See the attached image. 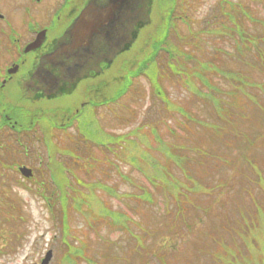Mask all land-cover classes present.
Here are the masks:
<instances>
[{
    "label": "rangeland",
    "instance_id": "obj_1",
    "mask_svg": "<svg viewBox=\"0 0 264 264\" xmlns=\"http://www.w3.org/2000/svg\"><path fill=\"white\" fill-rule=\"evenodd\" d=\"M175 1L172 24L165 8L163 20L164 0L154 5L151 25L154 30L161 29L156 44L150 46L154 38L151 32H145L142 55L126 53L118 57L112 68L97 79L107 84L104 89L97 86L94 98L100 102L93 101L81 111V121H89L93 128L85 134L88 142L79 136L76 124L66 131L45 133L53 126L48 120L42 121V129L40 125L33 127L29 140L0 131V144L6 151L10 146L16 149L9 159L5 149L0 148V264H40L49 251V264H61L60 259L67 255L60 242L63 216L59 203L62 205L64 198L66 241L74 248H89L86 256L93 257L95 264H161L158 255L167 264H264V90L259 89L264 87V66L254 54L256 48L245 52V58H233L231 55L237 52L235 39H228L222 31L218 36L215 32L207 34L208 29L227 23V18L219 23L212 21L219 0ZM229 1L240 5L235 6L236 13L243 11L252 20L238 19L241 29L255 42H262L264 0ZM171 25L167 47L193 54L198 63L218 70L236 71L243 78L246 93L241 87L233 93L236 88L230 82L208 72L205 78L214 87L203 89L208 94L202 97L192 94L201 88L195 74L191 77L190 71L197 70L192 60L183 62L186 56L175 53L171 62L169 50L168 56L163 52L157 57L151 55L153 49L160 48ZM202 30L206 34L200 35L202 40L194 50L196 43L192 45L189 34ZM140 48L136 44L131 51ZM127 59L134 63V71H124L123 60ZM0 62L8 64L9 60ZM137 75L140 79L134 78ZM156 82L167 104L156 98ZM88 83L83 82L69 96L37 106L48 111L76 108L85 99ZM212 94L229 109L222 115L223 122L216 119L217 113L208 103L200 101L215 103L209 96ZM249 97L255 98L256 104ZM177 110L186 112L185 119L189 120L190 115L191 120L185 121ZM63 121L59 115L55 122ZM204 122L220 126L219 136L211 127L202 126ZM152 134L164 141L166 153L156 150ZM14 139L22 145L13 144ZM174 149H178L176 155ZM150 155L175 182L185 184L186 176H191L211 194H191L189 202H184L185 211L177 214L175 205L170 204L172 200L166 202V194L141 173L146 161H152ZM179 160L184 162L182 168L174 164ZM11 161L32 168L34 177L22 178L11 169ZM51 177L58 178L57 184H51ZM55 185L60 188V197L53 189ZM145 191L151 195V203L140 200ZM42 194L54 199V217ZM88 197L94 200L92 206L88 205ZM75 200L81 202L80 208H73ZM16 204L21 206L19 211ZM100 208L109 215L121 212L128 217L129 232L110 224L109 216L99 214ZM135 237L141 242V251ZM70 263L87 264L77 259Z\"/></svg>",
    "mask_w": 264,
    "mask_h": 264
},
{
    "label": "flooded vegetation",
    "instance_id": "obj_2",
    "mask_svg": "<svg viewBox=\"0 0 264 264\" xmlns=\"http://www.w3.org/2000/svg\"><path fill=\"white\" fill-rule=\"evenodd\" d=\"M155 3L0 0V59L9 60L0 62L3 127H16L21 106L66 97L106 72L136 42Z\"/></svg>",
    "mask_w": 264,
    "mask_h": 264
},
{
    "label": "trees",
    "instance_id": "obj_3",
    "mask_svg": "<svg viewBox=\"0 0 264 264\" xmlns=\"http://www.w3.org/2000/svg\"><path fill=\"white\" fill-rule=\"evenodd\" d=\"M226 1L227 0H221L220 5H219V10L220 11H222V9L224 10V15L230 21V24H232L231 18H233L235 16L238 17L239 14L243 18L247 17V15L244 14L243 12L238 11L236 13V11L234 10L235 6L231 5V4H229L230 9H228L226 11L225 8H223L224 3ZM230 11H233V13H231ZM225 24H228V21H227V23H224V25H222L221 30H222V32L225 33V36L228 39H231V40L235 39V41H234L235 42V48H236V51L240 54V56H241V52L243 50L248 52V51H252L253 48H256L254 54L258 55L260 65L264 66V51L262 50V48H264L263 47L264 40L262 42L261 41L255 42L254 37H247L248 35L242 29L239 30L236 25H234V27H232V26L225 25ZM225 29L227 31H225ZM231 32H233V35ZM242 42H244V46L239 47L238 44H240ZM191 56L193 57L192 58L193 60L195 59L194 60L195 63L193 64V66L196 68L199 63H197L195 56H193V55H191ZM242 58H245V56ZM215 70L216 69H214V67H212L211 65L203 63V64L198 65L197 70H194L193 72H191V77L193 74H195V76L198 79H200L201 77H205L206 73H208V72H210L209 75L213 74ZM204 72H206V73H204ZM242 79H243L242 76H240L238 83H237V87H241V92L245 93V86H244V82L242 81ZM259 89L264 90V87H259ZM261 94L264 95V92H262ZM252 102H254L256 104L255 98H252ZM216 110L219 114L218 115L219 117H216V119L223 122L224 118H222V115H224V113L229 111V109L225 105V106H221L219 108H216ZM177 111L181 113L183 118H185L184 115L186 113L182 112L181 110H177ZM186 121H190V116H189V120L186 119ZM225 123H229V122L226 121ZM202 126H205L206 128H207V126L211 127L212 130H214V132H215L213 134H215L217 137L219 136L220 126H217V124L214 125L211 123L204 122L202 124ZM156 141L158 142V148L157 149L159 151H161L163 154L166 153L167 147H166L165 143H163L162 140L159 138H156ZM176 150H178V149H176ZM176 150L174 149L173 153L176 152ZM174 163L179 168H182L184 165V162L182 160H179L178 162L176 161ZM56 181H57V179H56ZM189 182L191 185L188 184ZM158 184H159V186H157ZM155 186H156V189H159L160 191H162L163 194H166V197H165L166 202H168L169 198L172 200V202L170 204L175 205L177 214H181L185 211L187 204H185L184 202H189V197L191 194H193V193L195 195H200L201 193H204L206 195L211 194V193L208 194V192L204 189V187L202 185H200L198 183V181L192 179L191 176H186V183L185 184L181 183L180 181L175 182V181L168 180V173H167L165 167H163L161 169H156V185ZM140 200L144 203H151V201H152L151 195L147 191H145L143 193V195L140 196ZM92 201H94V200L91 197L87 198V202H88L89 206H92L91 205ZM80 205H81V202L76 203L77 207H80ZM16 210L19 211V208L16 207ZM204 212H206L205 209H204ZM66 213H67V208L63 207V210L60 213V216H63V223H60L61 224V231L63 232V240H61V244L64 246V248L66 250L65 252H67V255H64L60 259V262H61V264H72V263H70V261L73 262L74 260L77 259V260H83L86 263L90 264L91 261L86 256V252L89 251V248L88 249L83 248V247L80 249H78V247L74 248L72 245H70L66 241V236H67V231H68ZM99 214L105 218L107 216H109L110 224H112L113 226H120L124 229L127 227V223L129 222V218L126 217L121 212H119L115 215L114 214L109 215L108 212H106L105 210L100 208ZM235 242H237V241H235ZM160 261L162 264H166V261H165L163 256H161Z\"/></svg>",
    "mask_w": 264,
    "mask_h": 264
},
{
    "label": "water",
    "instance_id": "obj_4",
    "mask_svg": "<svg viewBox=\"0 0 264 264\" xmlns=\"http://www.w3.org/2000/svg\"><path fill=\"white\" fill-rule=\"evenodd\" d=\"M86 14H87V12H84V13L81 15V18H80L79 21H78L79 23L86 19V17H87ZM96 18H97V17L95 16V17L93 18V20H95ZM21 173H22L24 176H26V177H29V176H30V171H28V170H26V169H21ZM50 257H51V253L49 252V253H47L46 258L43 260L42 264H47L48 261H49V259H50Z\"/></svg>",
    "mask_w": 264,
    "mask_h": 264
}]
</instances>
